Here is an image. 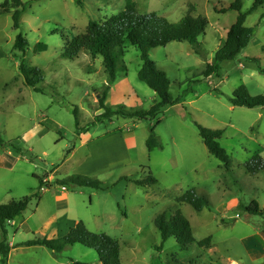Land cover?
<instances>
[{
    "label": "rangeland",
    "instance_id": "rangeland-1",
    "mask_svg": "<svg viewBox=\"0 0 264 264\" xmlns=\"http://www.w3.org/2000/svg\"><path fill=\"white\" fill-rule=\"evenodd\" d=\"M126 1L22 0L17 29L11 11L0 14V204L31 197L6 226L14 247L8 264H101L96 252L81 244L57 254L24 245L36 236L56 237L60 216L116 239L121 264H264V214L244 209L252 202L264 209V169L253 173L245 167L257 155L264 162V107L229 101L241 85L250 95H264V2L246 17L245 25L254 28L247 46L204 78L202 69L214 61L238 13L214 7L234 0H132L139 13L156 12L171 23L193 9V16L208 22L205 35L198 39L199 53L185 41L150 50L178 103L150 119L112 115L94 121L102 113L98 98L107 85L102 58L85 50L71 60L61 56L62 48L89 19L115 14ZM241 3L246 12L253 0ZM18 33L28 42L24 54L14 48ZM38 42L47 49L34 53ZM22 57L27 66L45 70L38 84L43 93L24 83ZM120 60L126 71L118 72L106 105L149 108L159 97L138 78L139 51L130 46ZM197 124L223 131L219 143L230 157L228 169L208 152ZM152 127L162 147L149 151ZM71 174L97 178L103 189L41 184ZM190 189L207 200L200 211L178 200ZM177 210L189 220L196 240L211 237L208 249L196 243L181 248L175 237L162 240L154 220Z\"/></svg>",
    "mask_w": 264,
    "mask_h": 264
},
{
    "label": "trees",
    "instance_id": "trees-1",
    "mask_svg": "<svg viewBox=\"0 0 264 264\" xmlns=\"http://www.w3.org/2000/svg\"><path fill=\"white\" fill-rule=\"evenodd\" d=\"M264 0H253L250 9L246 12L241 11V0H234L229 6L217 8L216 12L225 13L228 10H236L235 21L228 27L225 39L215 52L214 61L206 62L201 74L204 78H209L218 73V62L234 59L240 51L247 46L251 37L254 35V28L245 25L247 15L260 6ZM24 3L22 0H3L0 3V14L12 12L13 27L17 29L21 17L24 13ZM193 10V9H192ZM192 10L181 18L180 21L171 23L166 18L158 15L156 12L139 13L135 3L127 0L123 10L111 14L104 19H89L83 32L74 35L62 48L61 56L67 59H78L80 53L89 51L93 57L100 56L104 72L107 75V85L98 98L99 108L102 113L95 116L94 121L102 118H110L112 115H118L123 118L150 119L162 113V109L168 105L178 103V98L174 99L170 92V80L167 74L159 69L155 61L150 57V50L156 47H162L172 41L188 42L199 53V37L205 35L207 20L198 15L193 16ZM28 46L27 40L18 33L14 40V48L19 49L24 54ZM133 46L139 51L141 66L138 70V78L149 88L154 90L159 97L147 109L125 108L124 106H107L106 99L111 84L116 80L119 71H126L125 64L120 60L127 49ZM47 45L38 42L33 47V52L45 51ZM24 56V55H23ZM254 60V58H250ZM19 70L23 76L24 83L36 92H42L43 89L38 86L44 80L45 70L26 65L24 58L19 64ZM229 101L233 106L254 108L264 107V95H250L244 85L238 87L229 96ZM75 120L78 126L77 109L75 108ZM159 121V120H158ZM157 121V122H158ZM92 124V123H90ZM198 134L202 139L208 152L217 158L225 168L230 167V157L219 143L223 131L220 129H210L197 124ZM81 132V127H77ZM146 146L149 151L154 148H161V142L155 135L154 128L150 129V134L146 139ZM248 171L256 172L264 169V162L257 155L245 166ZM152 182L155 179L149 177ZM52 182L62 187H92L103 189L102 182L97 178L82 174H71L63 178H55L50 182L43 180L47 187ZM139 184L141 182H138ZM30 196L20 199H12L7 203L0 204V264H8L9 253L12 248L7 238L6 226L20 215L27 207ZM179 202L192 205L197 211H200L207 200L198 195L194 189H190L178 198ZM249 214H264V209H260L256 202L244 208ZM156 228L161 232L162 240L169 237H175L181 248L196 243L201 249H207L211 245V237L207 236L201 240H196L192 234L189 220L179 211L173 212L167 219L160 215L154 220ZM81 244L93 249L101 264H121L120 244L119 242L104 233H92L87 230L82 221L77 222L69 231L62 236L45 237L36 236L26 240V246H43L51 250L54 254L61 252L69 245ZM74 264H85L82 262H73Z\"/></svg>",
    "mask_w": 264,
    "mask_h": 264
},
{
    "label": "crops",
    "instance_id": "crops-1",
    "mask_svg": "<svg viewBox=\"0 0 264 264\" xmlns=\"http://www.w3.org/2000/svg\"><path fill=\"white\" fill-rule=\"evenodd\" d=\"M89 157H92V153L89 155V156H86L85 157V161L86 160H88V158ZM47 180V179H46ZM62 189H65L64 187H62ZM56 222H58V224H57V227H58V232L59 233H57V236H62V235H65L68 231H69V229L71 228V227H73L76 223H77V221H72V220H65L64 219V217L63 216H60V217H56ZM35 246H37V245H35ZM211 246V245H210ZM209 248V247H208ZM207 248V249H208ZM14 250V247H12V249L10 250V253L12 252ZM9 253V254H10Z\"/></svg>",
    "mask_w": 264,
    "mask_h": 264
}]
</instances>
